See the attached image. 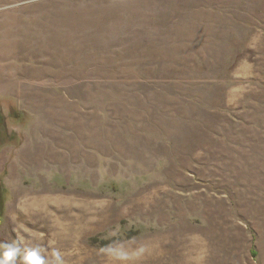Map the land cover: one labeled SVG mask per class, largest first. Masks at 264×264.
<instances>
[{"label": "rangeland", "instance_id": "rangeland-1", "mask_svg": "<svg viewBox=\"0 0 264 264\" xmlns=\"http://www.w3.org/2000/svg\"><path fill=\"white\" fill-rule=\"evenodd\" d=\"M0 100L8 264H264V0H0Z\"/></svg>", "mask_w": 264, "mask_h": 264}, {"label": "bare ground", "instance_id": "bare-ground-1", "mask_svg": "<svg viewBox=\"0 0 264 264\" xmlns=\"http://www.w3.org/2000/svg\"><path fill=\"white\" fill-rule=\"evenodd\" d=\"M43 201L46 203L40 202L39 200H37V201H35V203L33 205H34L36 210L41 212V214L49 215V213H50L49 208H52V206L49 203V202H51V199L48 197L46 199L44 198ZM54 201L56 204L60 203V205L58 207L53 209L54 212L61 213L64 210L65 212H67V214L65 213L66 215L71 214L72 218H67L68 220L66 221V226H67L68 221H69L68 223L70 225L69 227H66V230L69 229V230L75 231V232H81L84 230V227H82V225H81V222H83L82 221L83 217H86L87 221H89L90 223H93V225H95V222L96 223L99 222L98 220H96V218L101 216L103 214V211H104V208H102L103 206L101 204H96L92 201H83L81 204H77L75 199L70 198V197L68 198V197H65L62 195H58L54 199ZM30 208H33V206L28 207V209H30ZM99 209H101V210H99ZM29 212H32V211H28L27 213H29ZM51 215H52V213H51ZM55 222L57 223V225H60L63 223V221H61L59 217H57L55 219ZM121 258H123V257H121Z\"/></svg>", "mask_w": 264, "mask_h": 264}, {"label": "clouds", "instance_id": "clouds-1", "mask_svg": "<svg viewBox=\"0 0 264 264\" xmlns=\"http://www.w3.org/2000/svg\"><path fill=\"white\" fill-rule=\"evenodd\" d=\"M4 247L8 248L9 250L7 252H5L4 258H3L2 261H0V264H8V261L9 260H12L13 257L16 255L17 251H18L17 249H15L12 246L6 245ZM35 255L36 254L34 252L33 253H30V254H28L25 257V259L28 260V261H30V264H39V262L34 258Z\"/></svg>", "mask_w": 264, "mask_h": 264}, {"label": "flooded vegetation", "instance_id": "flooded-vegetation-1", "mask_svg": "<svg viewBox=\"0 0 264 264\" xmlns=\"http://www.w3.org/2000/svg\"><path fill=\"white\" fill-rule=\"evenodd\" d=\"M0 104H1V100H0ZM16 109L14 111V109L11 108H7L6 111H3L2 109H0V141H2L7 135L4 134L3 131V122H4V117L5 116H9L12 118V116L17 117V113H16ZM17 121V120H16Z\"/></svg>", "mask_w": 264, "mask_h": 264}, {"label": "trees", "instance_id": "trees-1", "mask_svg": "<svg viewBox=\"0 0 264 264\" xmlns=\"http://www.w3.org/2000/svg\"><path fill=\"white\" fill-rule=\"evenodd\" d=\"M5 198V194H4V191H2L0 189V221H1V218H2V208H3V204L2 203V199ZM108 242H104V244H107ZM2 255L0 254V261H2Z\"/></svg>", "mask_w": 264, "mask_h": 264}]
</instances>
